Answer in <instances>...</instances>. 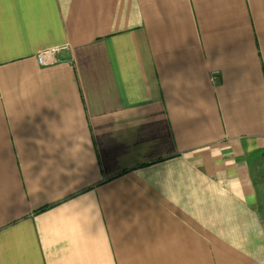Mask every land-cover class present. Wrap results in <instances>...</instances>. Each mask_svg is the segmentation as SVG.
<instances>
[{"label":"crops","instance_id":"1","mask_svg":"<svg viewBox=\"0 0 264 264\" xmlns=\"http://www.w3.org/2000/svg\"><path fill=\"white\" fill-rule=\"evenodd\" d=\"M263 201L264 0H0V264H264Z\"/></svg>","mask_w":264,"mask_h":264},{"label":"built area","instance_id":"2","mask_svg":"<svg viewBox=\"0 0 264 264\" xmlns=\"http://www.w3.org/2000/svg\"><path fill=\"white\" fill-rule=\"evenodd\" d=\"M58 51V48H50V49H45L37 53L36 59L39 64L41 65H48L56 61L55 54Z\"/></svg>","mask_w":264,"mask_h":264},{"label":"trees","instance_id":"3","mask_svg":"<svg viewBox=\"0 0 264 264\" xmlns=\"http://www.w3.org/2000/svg\"><path fill=\"white\" fill-rule=\"evenodd\" d=\"M259 194V193H258ZM261 197H262V195H260V199H261ZM260 207L261 208H264V201L260 204ZM47 207H43V208H41V209H39L38 211H41V210H44V209H46Z\"/></svg>","mask_w":264,"mask_h":264}]
</instances>
